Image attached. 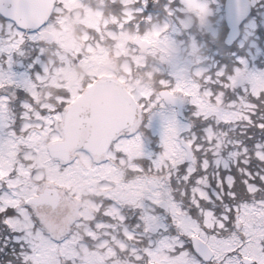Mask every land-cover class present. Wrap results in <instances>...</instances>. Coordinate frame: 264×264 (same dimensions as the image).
<instances>
[{
	"label": "snow or ice",
	"instance_id": "snow-or-ice-1",
	"mask_svg": "<svg viewBox=\"0 0 264 264\" xmlns=\"http://www.w3.org/2000/svg\"><path fill=\"white\" fill-rule=\"evenodd\" d=\"M41 2L0 0V83H3L0 87V254H3L0 264H41L36 239L38 218L28 201L29 193L22 191L20 165L26 166L29 162L21 151L16 154L17 162L10 167L6 163L11 160L9 142L29 135L24 128L26 122L39 123L41 130L50 127L44 120L34 119L32 108L37 106L28 90L29 85L38 84L49 72L46 58L39 49V37L53 14L48 12L45 18L40 10ZM198 3L205 14H211L218 33L215 40L200 34L202 25L182 22L183 0L179 7L168 0L159 9L154 4L149 7V0H137L140 5L137 15L143 17L141 21L152 17L145 9H162L164 16L173 18L171 24L163 26L164 39H173L174 33H186V46L195 40L207 45L209 55L213 51L220 53L214 58L219 61L215 68L198 67L192 73L178 70L162 75L159 93L148 97L143 105L146 127L154 137L148 141L154 159L148 160L134 175L161 174L156 164L166 155L165 148L174 133L178 155L190 152L192 159H183L174 169L165 160L173 174L163 187L152 188L137 206H122L110 197L105 198L98 213L103 219L92 227L95 230L96 223L121 221L122 227L130 225L128 231L139 245L133 264H149L152 257L145 249L161 253L165 257L162 264H264V240L259 241L254 253H246L244 225L237 226L247 206L264 205V90L255 89L256 78L264 79V69L256 68L248 53L225 43L228 24L245 23L249 29L255 28L256 19L249 15L255 5L230 4L227 13L222 14L210 6L209 0H198ZM260 6L264 8V4ZM261 22H264V14ZM256 55L264 59V49ZM67 100L60 103L66 107ZM184 104L192 107L190 115L181 119L177 108ZM237 105L241 108L237 109ZM216 107L219 111H212ZM37 110L41 117L62 115V109L37 107ZM236 111L244 117L238 132L236 121L229 118V114ZM225 132H231L232 136L220 143ZM157 137L159 150L154 151ZM178 183L184 187V197L173 192L172 202L188 220L195 222V227L187 230L177 224L174 212L165 202L166 197L155 194ZM250 187L255 190L251 191ZM108 208H115L119 215H108ZM206 214L213 217L211 227L205 223ZM233 235L241 238L240 245L219 257L217 245ZM121 239H126L123 232ZM252 255L257 258L249 260Z\"/></svg>",
	"mask_w": 264,
	"mask_h": 264
},
{
	"label": "rangeland",
	"instance_id": "rangeland-1",
	"mask_svg": "<svg viewBox=\"0 0 264 264\" xmlns=\"http://www.w3.org/2000/svg\"><path fill=\"white\" fill-rule=\"evenodd\" d=\"M69 1L73 2L71 17L75 22L78 20L81 23L72 25L73 27L49 24L39 37V49L46 58L49 72L38 84L29 85L28 88L39 108L55 109L57 106H61L56 105V101L62 98L57 95V92L68 97V101L72 100L85 85L93 80L95 74L113 73L116 65L113 59L109 58L108 47L110 48L111 45H114L115 56L119 58L120 64L125 69L128 68L130 62L128 54L133 58L131 61L133 65L134 60H143L142 57H144L140 53L132 56V45L128 41L135 33L134 30L108 29L106 25L101 27L98 12L97 15L92 11L88 12L87 16L82 15L74 4L76 0ZM179 2L180 0L177 5ZM183 2L192 12H184L182 22L198 27L202 25L201 33L216 36L214 23L208 16L210 13L205 14L195 0H183ZM252 2L255 4L256 1L252 0ZM217 10L219 12V6ZM172 22L173 18L167 17L166 21L155 23L153 28L143 30L141 33L143 38L152 43L148 55L159 58L157 66L145 73H148V76L152 78L153 72L157 68L163 71L166 68L168 72L173 73L178 70L192 73L198 67L215 68L214 60L202 52L199 42L193 40L191 45L186 46L188 44L184 40L186 33H174L173 39H164L161 36L164 24ZM84 25L95 27L92 30L96 35L94 36L90 29L83 28ZM108 30L109 32H107ZM237 49L240 47L238 46ZM144 55L147 57L146 54ZM120 76L139 97L147 99L155 93L151 83H142L139 79H133L137 78V75H126L124 70ZM257 80L258 78H256L255 84H257ZM0 87H3V83H0ZM37 107L32 108L34 119L44 120L45 124L50 127L41 130L39 123L26 122L24 128L29 131V135L17 137L14 143L9 142L11 160L6 163L10 167L12 163L17 162L16 154L24 152V159L29 163L26 166L20 165V173L23 176L22 191L28 192V197L40 191L46 183V179L54 181L70 194L69 197L64 198L59 208L51 209L46 206L36 209L34 213L39 222L36 239L39 241L37 247L40 249L41 264H68L67 260L71 264H133V257L137 256L139 245L128 231L130 225L122 227L121 223H96L95 230H93L95 218L99 216L101 205L104 203L99 197L100 195L114 196V200L122 206H137L138 202L152 191V188L163 187L168 181L169 175L173 174L165 160L169 161L174 169L185 159L184 154L178 155L177 153L176 134L169 137L168 146L165 148L166 155L160 158L159 163L156 164L160 175H134L141 171L142 166H145L148 160L154 159L151 155V145L148 144L149 139H154V137L146 127L145 111L140 132L135 135L134 139L120 137L106 156V163L102 161L89 163V158L83 153L78 154L67 167L59 168L58 163L51 160L46 154L47 144L56 137L54 134L56 125L49 117H41ZM191 107L189 104L184 105L185 118L190 115ZM240 108L241 105H237V109ZM212 111H219V109L216 107ZM25 116L27 119V113ZM242 116L240 111L229 114L231 119ZM59 117L62 119L63 116L59 115ZM141 137L144 139L142 140ZM225 140L222 136L220 143H224ZM218 147L219 145L217 150ZM25 149L27 151H24ZM153 150H159L158 137L157 146ZM137 156H141L144 160L137 163L134 160V157ZM33 172L34 174H32ZM250 190L254 191L255 189L250 187ZM196 191L199 192V190ZM173 192L183 198V185L178 183L175 187L167 188L163 193L155 194L166 197L165 202L174 212L179 226L184 230L194 228L195 222L188 220L178 205L172 202ZM107 213L113 217L119 215L115 208H108ZM99 217L100 220L103 219V217ZM205 223L209 227L212 226L213 217L211 214H206ZM240 223L244 225L243 235L247 238L248 243L245 252L254 253L258 250L259 241L264 240V205L247 206L237 224L240 225ZM66 230L69 232L66 233ZM83 230H85L84 232L92 230L94 234L86 233L84 236ZM196 231L199 230L196 229ZM121 232L126 239H121ZM240 241L239 236L233 235L228 241L217 245L219 248L217 255L223 257L231 247H238ZM145 252L152 257L149 264H162L165 259L161 253L150 252L148 249H145ZM256 258L255 255L249 256V259Z\"/></svg>",
	"mask_w": 264,
	"mask_h": 264
},
{
	"label": "water",
	"instance_id": "water-1",
	"mask_svg": "<svg viewBox=\"0 0 264 264\" xmlns=\"http://www.w3.org/2000/svg\"><path fill=\"white\" fill-rule=\"evenodd\" d=\"M244 3L248 0H227L226 13L230 4ZM230 31L225 42L231 43L238 35V25L228 24ZM143 47L149 44L136 39ZM136 115V106L131 96L113 80H100L91 85L67 110L62 130L64 139L54 142L48 150L53 157L66 160L70 150L80 147L92 152L104 150L111 137L123 126L131 123ZM57 193L46 187L39 195L28 201L32 205L41 203L56 206Z\"/></svg>",
	"mask_w": 264,
	"mask_h": 264
},
{
	"label": "trees",
	"instance_id": "trees-1",
	"mask_svg": "<svg viewBox=\"0 0 264 264\" xmlns=\"http://www.w3.org/2000/svg\"><path fill=\"white\" fill-rule=\"evenodd\" d=\"M259 2H260V4H264V0H259ZM261 10H263V8H261V6H259L257 9H256V11H255V17H256V19L257 20H259V14H260V12H261ZM259 33H261L258 37H256V36H254V37H251V35L253 34H251L250 35V37L252 38V39H250V38H246V41H245V47H244V50L243 51H245L246 53H248L249 54V56H252V55H255L256 54V46L255 45H261L262 46V49H264V35L262 34V32H261V30H260V32ZM259 38V39H258ZM253 39H255L257 42H258V44H253L252 42H254L253 41ZM259 59V58H258ZM262 59V58H261ZM256 66H257V68H260V69H264V59H262V61H259V62H257V64H256ZM255 89L256 90H264V79H262V78H258V80H257V84H255ZM242 119H244V117L242 116V117H239V118H234L233 120H235L236 121V132H238L239 131V127H238V125H239V123L242 121ZM225 135L227 136V138L228 137H230V136H232V133L231 132H225Z\"/></svg>",
	"mask_w": 264,
	"mask_h": 264
}]
</instances>
